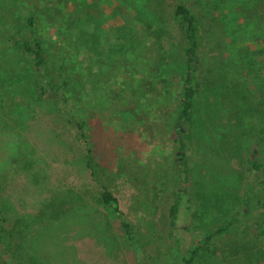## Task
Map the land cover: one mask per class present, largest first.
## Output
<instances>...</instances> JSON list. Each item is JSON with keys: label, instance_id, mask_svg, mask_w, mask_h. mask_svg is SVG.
<instances>
[{"label": "rangeland", "instance_id": "rangeland-1", "mask_svg": "<svg viewBox=\"0 0 264 264\" xmlns=\"http://www.w3.org/2000/svg\"><path fill=\"white\" fill-rule=\"evenodd\" d=\"M147 2L30 3L38 18L35 33L46 41L45 47L50 45L49 51L59 33L87 38L86 48L78 55L82 65L74 87L79 94L85 93L80 94L79 104L87 98L92 107L82 111L86 123L82 137L76 121L69 124L59 112V101L33 103L24 95L30 104L27 117L18 123L8 106L22 99L23 90L0 92V264H137L114 205L101 200L103 185L141 242L143 264H184L191 257L193 243L205 236L211 240L199 248L192 264H264V233L254 237L240 226L247 218H234L248 161L264 165V117L257 110L252 130L238 125L229 132L232 118L224 93L225 87L242 83L253 91V104L264 93L263 0H156L157 17L146 11ZM178 2L196 12L204 30L213 19L218 24L214 37L205 38L201 47L206 58H202L197 78L201 89L193 107L194 141L204 146L207 158L212 148L220 146L230 155L217 159L210 174L201 167L200 150L191 156L194 164L188 185L196 213L179 222L185 239L182 246L170 238L165 210L169 196L179 187L173 128L183 59L174 48L177 41L180 45L184 41L172 14ZM135 10H140V19L134 21ZM153 18L158 19L155 25L169 30L163 41L170 60L165 77L157 72L153 86L132 101L123 85L128 80L138 82L140 73L129 76L127 67L109 70L101 86L121 96L94 103L87 94L91 86L88 71L98 74L111 44L123 41L117 28L125 24L141 35L144 20ZM147 40L151 41L149 35ZM149 50L152 57L157 56L154 47ZM6 52L10 64L17 53L13 49ZM87 150L89 157H85ZM219 197L228 212L218 206Z\"/></svg>", "mask_w": 264, "mask_h": 264}, {"label": "trees", "instance_id": "trees-1", "mask_svg": "<svg viewBox=\"0 0 264 264\" xmlns=\"http://www.w3.org/2000/svg\"><path fill=\"white\" fill-rule=\"evenodd\" d=\"M32 1L0 0V77L4 78L3 80L0 78V92L7 90L12 93L14 89L23 90L19 94L22 99L19 101L14 100L8 106L11 118L13 114V118L16 117L19 120L18 123L27 117L26 111L30 100L33 103L46 101L52 104H56L59 101L61 104L58 107L59 112L69 124H73L76 121V125L80 130L79 134L85 137L84 126L86 123L85 119L82 118L84 117L82 111L92 107L90 105L92 102H89V99L86 98L83 100L84 102H81L82 105L79 104L78 98H80V94L85 96V93L83 91L79 94L74 85L75 81L80 77L76 72L82 65L78 55L81 50L86 48L85 42L87 38L81 34L59 33L52 40L51 46L53 45V48L52 51H49L50 45L45 47L46 41L35 33L38 18L34 14L33 7L30 6ZM147 1L146 11L157 17L156 14L159 12L153 10L156 0ZM139 13L140 10H135L134 21L140 19ZM172 14L173 19L177 21L178 35L184 41L183 45H180L177 41L175 43L176 48H174L181 53L180 55L183 59L182 84L178 99L179 108L173 128L174 141L177 144L175 162L179 187L169 196L165 210L168 227L171 232V234L169 233L170 238L179 246H182L185 239L180 233L179 222L192 218L196 213L194 197L188 185L189 173L194 164V161H191V156L193 154L196 155L200 150L201 160H203L200 161L201 167H203L206 174H210L212 170L216 169L214 166L217 163V159H228L230 155L229 151L220 146L218 149L212 148L213 154L210 158H207L208 156L205 157L204 146L194 141L193 107L201 89L197 78L202 58H206V53L201 51V47L205 38L214 37L216 30H218V24L213 19L207 27L208 30H204V26L200 23L196 12L182 2L175 4ZM155 20L158 19L153 18L154 22L152 19L150 21L144 20V30L141 35L133 33V28L131 26L127 28L125 24L117 28L119 37H124L120 38L123 41L111 44L109 54L100 61L98 74L88 71L91 86L90 92L88 91L87 94L88 98L95 100L94 103L99 102L102 104L108 98L118 99L121 96V92L115 94L112 90H107L106 87L101 86V80L106 78V72L109 73V70L113 71L120 69V67H127L129 76L134 71L140 73L141 79L138 82L133 83L128 80L123 85V91L132 101L143 97L148 88L153 86L152 80L157 72H159V76L165 77L169 70L170 60L163 50V41L167 39L169 30L155 25ZM130 23L133 22L130 21ZM148 35L151 38L149 43H147ZM262 37L264 40L263 35ZM151 46L155 48L157 56H151V50H149ZM12 49L16 51L17 58L13 61L10 60L12 62L7 64L6 51H12ZM87 66L82 68L87 69ZM148 67L152 68V72ZM261 82L264 85L263 80ZM224 93L228 114L232 118L230 122H232V127H234H231L229 132H232L233 129L235 130L236 126L242 127V125L245 130H252L255 127L253 120L255 118L254 113L257 110H261V116L264 117L263 90L260 101L254 102V104L253 91H249L246 85L242 83L225 87ZM24 95L30 100L24 99ZM25 102H27L26 105ZM245 137L246 133L243 135V138ZM85 157H89L88 150ZM95 170L93 171L96 172L97 170ZM206 190L208 194L210 188ZM220 196L223 195L221 194ZM100 197L104 203L114 205V210L119 215L120 224L132 249L136 263L143 264L145 260L143 246L130 223L116 206V198L105 185L102 186ZM219 200L218 206H224V213L228 212L225 201H221V198ZM240 200V206L234 214L235 220H241L243 217L247 218V222L241 223V228L254 237L263 235L264 165L256 160H250L246 165ZM71 209L74 210L73 207ZM182 218L185 219L182 220ZM49 236L52 237V235ZM46 237L48 236L46 235ZM1 238L3 236L0 233V245L3 243ZM210 240V236L196 239L193 243V250H191V257L184 259V264H192V257L199 248L209 244ZM37 245L38 242L36 243Z\"/></svg>", "mask_w": 264, "mask_h": 264}]
</instances>
